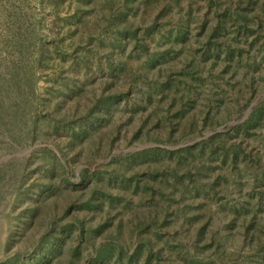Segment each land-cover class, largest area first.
<instances>
[{"label":"rangeland","instance_id":"374dc122","mask_svg":"<svg viewBox=\"0 0 264 264\" xmlns=\"http://www.w3.org/2000/svg\"><path fill=\"white\" fill-rule=\"evenodd\" d=\"M144 2L0 0V99L6 117L5 125L0 124V159L12 156L0 164L4 175L0 180V264H7L17 254L22 260L28 258L33 252L32 244L37 245L45 236L47 222L64 224L73 218L82 222L84 238L78 242L79 232L73 231L66 239V246L77 245L75 264H91L90 254L108 244V233L119 223L122 243L132 244L133 251L139 242H135V232L131 235L134 225L141 216L150 214L158 215L156 221L166 216L167 223L145 231L138 229L154 241L148 264H189V255L199 258L202 264H264V193L257 194L261 189L258 180L264 173V109L255 126L239 131L228 128L241 124L264 97V0H218L216 6H207V0ZM126 4L132 8L127 20H138L143 14L155 19L154 29L140 24L137 30V36H142L148 27L153 30L152 39L147 40L150 51L170 49L165 60L154 65L153 76L149 73L144 78V61L132 42L122 40V50L111 46L117 37L116 28L106 23L105 16L124 12ZM223 11L231 22L225 36L220 33L215 37L220 57H201L211 24ZM235 13L245 16V25ZM184 21L188 23L186 40L175 44L170 37L166 41L168 34L173 36L178 23ZM237 29L247 31L236 35ZM225 40L241 48V55L226 60ZM117 61L123 63L119 73ZM111 68L117 78L109 75ZM158 74L162 82L168 76L174 83L181 81L176 92L189 95L192 101L183 118L176 117L180 127H173L171 143L167 142L170 122L159 127L154 122L144 123L152 107L157 119L163 121L168 116L166 108H175L169 100L172 91L156 93L153 89ZM146 90L155 92L153 104L142 99ZM113 91L124 95L102 112L97 129L81 143L68 145L61 129L63 121L71 120L68 127L76 128L84 118L85 108L97 106L101 112V99ZM215 96L224 100L218 107L213 104ZM140 100L146 108L135 106ZM191 117L196 122L195 130L179 136L178 129L182 124L186 127ZM146 130L150 139H144ZM214 134L220 136L210 145H224L210 154L202 141ZM196 143L199 146L193 149L206 153L188 158L190 177L180 174V180L174 182L167 173L164 187L159 175H155L150 196L148 191L131 194L134 181L146 180L150 184L148 172L154 174V170L151 166L148 171L147 166L168 164L174 155L147 160L135 157L134 161L124 156L109 163L111 156L119 153L153 147L175 150ZM234 144L239 150L232 163L230 146ZM33 146L37 147L30 154L13 157L21 148ZM41 148L53 154L36 152ZM145 155L152 158L153 152ZM60 165L63 177L73 183L67 189L59 174L54 172L49 179L47 176V171H55ZM199 167L202 169L198 171ZM84 170L88 177L80 181ZM43 180L59 191L40 205L38 184ZM103 189L108 196L97 197L98 210L74 209L84 205L92 192ZM46 201L51 207L49 213L43 206ZM31 204L38 205L40 221L25 228ZM69 204L73 208L65 215L63 208ZM242 207L249 208V212H242ZM249 213L255 225L245 233ZM105 222L108 227L101 226L102 230L95 233L97 226ZM258 237L262 239L261 248ZM144 249L142 246L136 264H143Z\"/></svg>","mask_w":264,"mask_h":264},{"label":"trees","instance_id":"16d2710c","mask_svg":"<svg viewBox=\"0 0 264 264\" xmlns=\"http://www.w3.org/2000/svg\"><path fill=\"white\" fill-rule=\"evenodd\" d=\"M207 6L209 4V6H216V4L218 3V0H207ZM144 3L149 4L150 0H145ZM158 8V7H157ZM155 8V10L157 9ZM125 11L124 12H120L118 14H116L115 16L113 15H108L105 16L106 23L110 26V27H114L116 28V34L117 37L115 38L113 45H111L113 48H120L122 50V46H121V41L122 40H129L130 42H132V44L134 45L133 49L136 51V53H138V55L140 57L143 58V63H144V78L148 76L149 73H151V70L155 67L154 65H158L161 64V62H163L166 58V56L169 54V50L168 48H163V50H158V51H150V47L148 46L147 40L149 41L150 38V33L153 31L151 30L149 27L146 28L142 34V36H137V30L139 29L138 26L140 24H145L147 26H151V28L154 29L155 26V19L153 20L152 18H150V16H145L144 14L142 16H140L138 18V20H135L133 18V20H127L126 15L127 13H129L132 8L130 6H128L126 4V7H124ZM218 11V10H217ZM220 11V10H219ZM220 12H218L217 16H216V23L215 24H211L212 29L209 30V34L207 36V40L205 42V47L206 49L204 50L203 54L201 55V57L206 56H211L212 58H219V50L215 49L217 44L219 43L218 40L215 39L216 36H218L220 33H222V35L225 36V32L228 31V22H231V18L230 17H226V12L223 11L221 14H219ZM236 19L242 21V24L245 25L246 24V18L245 16L235 13ZM188 23L184 22H179L178 23V27L174 30L173 36L169 33L168 36L166 37V41H169L170 37H173L171 40L173 43H179V42H184L186 40V32L188 30ZM247 30L239 32V30L237 29V34L240 33H246ZM224 32V33H223ZM87 34L88 37V31L85 32ZM227 33V32H226ZM91 34H89L90 37ZM226 41V48L224 50L225 53V58L226 60H231L233 59V57L235 56H239L242 53V49L237 47H233L230 44H228V40ZM159 43V42H158ZM224 43V42H223ZM214 46V47H213ZM52 49H54L52 47ZM56 50V49H55ZM56 52H58L56 50ZM116 66L118 67L117 71L118 73L120 72V69H122L123 67V63L122 62H115ZM109 75L112 78H117L115 76V72L114 69L111 68L109 70ZM184 73L187 74L186 69H184ZM151 75L153 76V74L151 73ZM182 76H187V75H182ZM156 82L154 83V88L156 93H162L165 90H169L172 91L173 94H171L169 100L171 103H174L175 108L171 111L169 110V108H166V112L168 113V116L166 117L167 120L165 119L164 121L161 119H157L158 115L156 113V110L154 107H152L150 114H148V116L146 117L145 122H149V124H153L154 122V126L155 127H159V126H165L166 124H168V122H170L172 125L170 126L169 129V139L167 140L168 143H171L172 140L171 138H173V127L178 126V121L176 119V117L178 116L179 119H182L183 116L186 114V111H188V109L192 106L191 103L192 101L190 100L189 95H183L182 93H178L176 91H179V84H181V81H178L177 83H174V81H172V79H170V76H168L166 78V80L164 82L160 81L161 77L159 78V74L156 75ZM186 86V85H184ZM149 90V89H148ZM155 92L152 91H145L143 94V100L145 102H154L152 100V96ZM121 94L122 91H113L110 94H108L107 96H105L104 98L101 99L100 101V111H98V108H95L97 106H92L91 108H85L84 110V118L81 122L76 124V128H69L68 126L70 125V121L71 120H65L63 121V125L61 127L62 130H64L65 132H63L64 135H66V137L68 138L67 140L69 141L68 145H74L77 143H81L83 141V139H86L87 137H89L90 134H92L98 127V125L101 122V115L102 112L105 111L109 104L120 99L121 98ZM124 95V93L122 94ZM213 99V104L216 105L217 107L221 104H223L224 100L221 99L218 96H215ZM211 99V101H212ZM153 104V103H151ZM2 105V100L0 99V110H3V106ZM137 108H146L145 105H143L141 103V100L137 102V104L135 105ZM169 106H172L171 104ZM225 106V105H224ZM226 107V106H225ZM224 107V108H225ZM158 108V107H156ZM263 109H264V97H262L257 104L255 105V107L251 110V112L249 113L248 117L241 123L238 124L236 126L233 127H228L232 130H247L252 126H255L257 124V122L261 119V117L263 116ZM4 110L0 111V124H4L6 122V117L4 116ZM227 115V114H225ZM187 119L189 118V116H186ZM207 122V118H205L203 120V125H205ZM216 122V120H215ZM214 122V123H215ZM213 124V121L210 122ZM196 122L195 119L193 117L190 118V120H188V124L187 126H183L180 129H178L179 132V136H183V135H188L190 133H192L196 126H195ZM5 125V124H4ZM211 125V124H210ZM174 127V128H175ZM180 127V126H178ZM176 129V128H175ZM148 130H146V132L143 134L144 139H150V134L147 133ZM29 133H33V129H29ZM219 134H214L206 139H204L202 141L203 146H208L209 149V153L211 154V152L216 151V149H220L221 146L224 145V143H220L218 142L217 144H215L214 147H212V145H210L212 143L213 140L219 138ZM16 140L18 138H15ZM18 141V140H17ZM199 143H196L192 146H185L179 149H175V150H169L167 148H163V147H153V148H146V149H142L138 152H134V153H119L117 155H113L111 156L109 163H115L120 161L122 158L125 157H130V161H134L133 158L135 157H143V160H147V159H156L159 158L161 156V159H166L167 157L170 158V156L174 155V159H172L171 161H169V163L167 164V162L164 163L163 166L157 167L154 163L151 165L147 166V170L150 171L151 166L153 167L154 170V174L148 172V176L147 179L150 182V184L145 180H143L142 182L137 180L134 181V186H132V190H131V194L132 192H136V191H140L142 193L147 194L145 191H148V195L150 196L152 190H153V185L151 184V182L153 181V179L155 178V175L158 176L159 175V179L162 181L163 186L166 187L167 182H165V174L168 173V177L172 178V180L178 181L180 180L178 176H180V174H186L188 177H190V167H191V163L186 162L188 160V158L191 155H198L200 154H205L206 152L203 151L202 149H199L198 151H195V149H193L195 146H199ZM57 145V144H56ZM210 147V148H209ZM232 151V158H230V162L235 163L236 162V158L238 155V150H239V146L234 144L230 146ZM36 152H44V153H49V154H53L51 152L50 149L47 148H41L39 150H37ZM35 152V153H36ZM147 152H153V156L152 158L150 156L145 155ZM226 156V154H225ZM150 157V158H149ZM147 158V159H145ZM226 157H223L224 160H226ZM73 159H75V157H73ZM142 159V158H141ZM161 159H157V160H161ZM152 161V160H151ZM154 162V161H152ZM183 165V166H182ZM183 167V170L181 169ZM162 169V170H160ZM200 169H202V167H199L197 170L199 171ZM161 171L160 173H158L157 171ZM54 172L56 174H59L62 178H61V182L63 184L64 189L69 188V186L73 185V183L70 181V179H68L67 177H63V173H64V168L62 165H60V168H57L55 171L53 170H49L47 171V176L48 179L52 178L54 175ZM261 175V174H260ZM80 181H84L85 178H87L88 176H86V171L84 170V172H82L80 174ZM4 178L3 175V169L0 168V180ZM145 179V177H144ZM213 184V183H212ZM257 186L259 188H261L260 190L257 191V194L262 195L264 193V173L259 177L258 180V184ZM38 197H39V203L40 205L43 204V202L45 203V200H47V197L49 198L50 196H52L55 192L59 191V188L53 186V184H51V182L47 181V180H43V182L38 184ZM212 187L208 188L209 191H211ZM144 190V191H143ZM199 189H197L196 187H194V191L198 192ZM209 191L204 192V195L207 196ZM41 195V197H40ZM106 197L108 196L107 192H105V190H97L96 192H92L91 193V198H89L84 205H79L76 208H74L75 210H80V209H84L86 210H98L100 208V203L97 201V197ZM36 200H34L35 203ZM43 206H45V208H47V212L49 213L50 211V204L49 202L46 201V204H44ZM71 208H73V206H71V204H69L68 206H65L63 208V212L64 214H68L69 211L71 210ZM169 207H167L168 210ZM38 205L37 204H31V206L28 208V213L26 218L24 219V224H25V228L31 226L33 223L37 224L39 223V215H38ZM249 208H243L241 209L242 212H249ZM252 211V209H251ZM233 212H238V211H233ZM167 214V212H166ZM247 214V213H246ZM249 215H251V219H249V223L245 225V233L248 232L249 230H251L253 228V226L255 225V221H254V216L252 213H249ZM156 216L158 215H152L150 214L149 216H141L137 222L134 225V230L131 235L135 232L136 234V239L135 242H138V247H136L135 249H133V251L130 249V246L132 244H129V246H126L125 244L122 243L123 238L121 236V232L122 229L120 227H122L121 223L118 224V226H115L116 228L113 231H110L108 233V237L110 238V241L108 242V244H105L104 247H102V245L97 248L94 249V251L90 254V263L91 264H111V262L113 264H136L137 259H138V254H140V249L143 246L144 249V261L143 264H148L149 262V257L148 256H153L150 255L152 252V246L154 244V241L152 240V237H150L148 234H145L142 231H145V228H149L151 226H153L154 228L160 226H164V224L167 223V219L166 216H164L162 218V220L160 221H156ZM159 222V223H158ZM47 231L45 232V236L43 237L42 241H40V243H38L37 245H35L34 243L31 246V250L33 252L30 253L29 257L26 259H21L20 256H18V254L16 255V257H14L13 259L7 260V264H75L74 260L75 258H77L78 255V251H77V245L73 246V245H68L66 246L65 243L67 242L66 239L69 237V235L73 232V231H78L79 232V236H78V242L84 240V238L82 237V232H83V228H82V222H80L78 219L73 218L71 221H67L64 224H59L58 221H50L47 222ZM158 223V224H157ZM244 225V224H243ZM101 226L106 227L107 224L106 222L103 225L97 226L96 230L94 231L95 233H98V231L102 230ZM260 226V224L258 225ZM34 227V226H33ZM103 227V228H104ZM108 227V226H107ZM141 230H138V229ZM137 231V232H136ZM151 233V232H150ZM153 234V233H151ZM156 235V234H153ZM256 241L258 244V247L261 248V244H262V239L260 237L256 238ZM77 242V244H78ZM134 242V243H135ZM111 243V244H110ZM167 244V243H166ZM109 246H111L112 248H110ZM67 248V249H66ZM188 254V253H187ZM17 258V259H15ZM19 259V260H18ZM189 259L190 262L189 264H202V262L200 261L199 258H194L193 256L189 255Z\"/></svg>","mask_w":264,"mask_h":264},{"label":"water","instance_id":"95a60500","mask_svg":"<svg viewBox=\"0 0 264 264\" xmlns=\"http://www.w3.org/2000/svg\"><path fill=\"white\" fill-rule=\"evenodd\" d=\"M36 147H37V146H33V147L29 148V149H23V148H21V149L19 150V153L16 154V155H14L13 157L21 158V157H23V156H25V155H28V154H30V153L32 152V150L35 149ZM9 158H12V156L8 155V156H6V157L0 159V164L3 163L4 161L8 160Z\"/></svg>","mask_w":264,"mask_h":264}]
</instances>
